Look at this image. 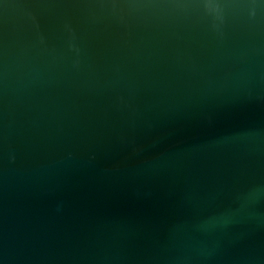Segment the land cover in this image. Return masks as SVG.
I'll return each mask as SVG.
<instances>
[{"label":"water","instance_id":"water-1","mask_svg":"<svg viewBox=\"0 0 264 264\" xmlns=\"http://www.w3.org/2000/svg\"><path fill=\"white\" fill-rule=\"evenodd\" d=\"M0 264H264V0H0Z\"/></svg>","mask_w":264,"mask_h":264},{"label":"clouds","instance_id":"clouds-1","mask_svg":"<svg viewBox=\"0 0 264 264\" xmlns=\"http://www.w3.org/2000/svg\"><path fill=\"white\" fill-rule=\"evenodd\" d=\"M261 191L262 190H260V189H256V190H253V191L249 192L247 194L246 199L248 201L255 200L261 194Z\"/></svg>","mask_w":264,"mask_h":264}]
</instances>
